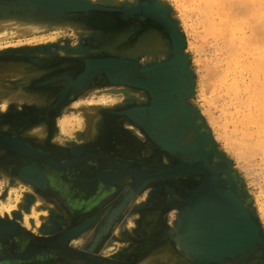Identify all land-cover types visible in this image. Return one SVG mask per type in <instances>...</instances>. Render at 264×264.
I'll use <instances>...</instances> for the list:
<instances>
[{
    "label": "rangeland",
    "instance_id": "obj_1",
    "mask_svg": "<svg viewBox=\"0 0 264 264\" xmlns=\"http://www.w3.org/2000/svg\"><path fill=\"white\" fill-rule=\"evenodd\" d=\"M87 1L115 11L40 17L31 15L32 10L28 8L19 15L0 13V35H5L0 41V129L38 140L34 144L49 153L54 150L47 142L51 139L52 144L61 148L63 166L55 168L58 171L65 166H83L80 157H88L85 161L93 164L94 177L103 172H122L114 196L99 207L89 210L84 205L80 209L88 216L104 207L105 223L98 225L99 231H96L98 237L105 238L104 245L98 248L90 242L91 237L87 244L86 237L91 232L69 245L75 250L88 251L94 259L100 258L108 264H167L157 253L169 245L175 252L185 254L175 264H197L198 261L192 260L176 244L174 231L189 195L203 183L210 182L211 177L194 173L178 179L175 185L164 181L137 185V178L128 173L131 166H137L132 169L140 171H156L178 162L162 151L168 149L160 146L148 132L147 135L138 117L129 112L148 107L152 93L140 86L117 83L105 74L87 71L89 62L97 58L130 60L139 69L160 64L173 58L176 41L192 77L191 92L182 100L177 99L178 103L186 104L202 117V121L193 123H199V127L204 123L207 127L206 132L203 129L204 134L210 135L208 139L214 143V152L223 155L224 168L229 169L217 174V179L226 181L229 178L240 191L256 217L264 239V146L261 141L257 142L255 125L251 126L245 119L248 95L243 91L244 95L237 94L234 86L237 80L241 88L249 86L253 77L250 72L252 57L247 52L248 57L243 52L245 47L236 41L239 34L233 35L237 38L234 37V41L231 34L215 30L214 21L211 27V17L215 15H204L207 10L205 12L204 4L198 0ZM143 4L156 5L154 12L143 8ZM238 13L233 17L237 21L243 15ZM247 18L240 21L245 22ZM21 24L36 25L42 30L16 36V25ZM233 42L235 47L239 45L235 48ZM177 77L184 80V86H189L186 77ZM189 113L190 119L197 116L193 111ZM175 115V112L169 113L168 118L171 120ZM104 118L119 124V134L124 139L115 156L107 149L100 151L92 142L98 137V128L102 125L99 122ZM62 123L66 125L61 127ZM93 128L94 133L90 132ZM105 134L100 138L105 148H109L112 135L106 139ZM142 150L147 151L148 157L141 155ZM1 155L2 152L0 159ZM197 160L194 157L192 163ZM42 176L46 187V179ZM113 177L104 176V180ZM27 185L19 174H5L0 163V203L14 207L9 214L0 212V220L23 224L24 216L40 213L28 221L30 229L38 224L34 229L38 235H56L67 229L70 223L63 215L65 207L52 196L49 199L38 196L36 191L43 193L45 188ZM105 190L108 191L107 187ZM98 192L97 189L89 194L91 200L106 193ZM16 198L19 199L17 202ZM114 204L119 206L118 209H112ZM97 219L98 216L93 215L89 223ZM166 232L167 236L164 235ZM87 245L89 249L84 248Z\"/></svg>",
    "mask_w": 264,
    "mask_h": 264
},
{
    "label": "bare ground",
    "instance_id": "obj_2",
    "mask_svg": "<svg viewBox=\"0 0 264 264\" xmlns=\"http://www.w3.org/2000/svg\"><path fill=\"white\" fill-rule=\"evenodd\" d=\"M198 1L204 4L202 7L204 8L205 12L207 10L206 14L204 13V15L208 14V17H210L211 15H213L212 13H214L215 16L211 17L213 19L211 27L215 24L213 28H216L217 26L215 30L218 29L217 31H219L220 33H224L225 35L231 34L233 36L235 34H239L238 40L236 41H240L242 43L241 45L245 47V51L243 50V52H245L246 54L247 52H249L251 54L250 57H252V63L250 62V72L253 74L251 84L249 86L246 85L247 87L242 86L243 88H241L237 80L234 82V86L235 90L237 91V94L242 93L243 91V93L246 92V94L248 95V98L244 96L246 98L245 101L248 103L247 104L244 102L246 105H248L247 115L244 116L246 121L249 124H252L251 126L255 125L254 127L256 128L257 134L256 138L258 137L257 139H259L257 142L261 141L260 144L264 146V138H262L264 137V0ZM30 3L35 4L34 2ZM203 8H201V11ZM231 10H233L234 12H239L238 14L241 13L244 15H242V18L241 16H237L240 20H242L243 17L245 18L246 16H248L247 20L245 19V22L235 20L234 18L236 17L235 15L237 12H235V15L232 16L234 12H232ZM229 12H232L233 14L231 13L230 15ZM205 17L207 18V16ZM30 26L24 24L16 25V36L29 35L33 32H38L42 30V27L36 25H32V27ZM246 31H248V33ZM3 36L5 35H0V41ZM234 37L235 36L232 37V40L237 39L236 37ZM232 40L229 41L230 44ZM232 46L235 47V44ZM235 50L236 49H234V51ZM235 52H237V50ZM248 54L247 56L249 57ZM154 80L156 82L157 87H163L165 89V98L161 102L162 107L160 106L161 108L158 110V113L160 115V117L157 118L158 120L156 119V122L149 125L147 128L146 126L144 128H146L145 131H148L149 133L150 129H155V127H157L161 132V141L163 142L164 140L163 143L159 142V145L161 144L163 147H165L166 143V146L169 148L166 149L170 151H177L178 149H180L178 140L181 139L183 135L187 133H192L191 137L195 139L200 135L199 131L204 134L203 128L197 126L194 127L195 123L193 122L200 121L198 120V116H195V118L190 119V113L188 111H185L184 107L180 105V103H178L177 99H179V96L176 94L179 91H182V88L185 85L184 80L182 78L180 79L179 77L174 76L172 70V72L170 73H162V75L154 77ZM243 93L242 95L245 94ZM173 112H175L176 115L170 120L168 118V113L172 114ZM138 119L142 124L140 117H138ZM63 123L61 127H64L66 125ZM100 128L101 127H99L98 130ZM90 132L94 133V128L91 129ZM254 132L252 133L255 135ZM111 135L112 134L110 131H106V139H109ZM154 140L157 142L155 138ZM76 153L77 151H75V154ZM198 171L200 170H196V173H198ZM131 174H133V176L137 178V185H139L140 187L144 186L147 182L151 180L160 179L162 177L160 175L154 177L147 176L143 171L136 169H132ZM216 175L217 174H215L214 176H203L216 178ZM205 181L206 180L202 182ZM221 181H223L224 183L226 182L225 184H228L226 185L227 187L213 189V191L209 189L203 190V188L211 184L210 182H205L202 186L198 188L199 190L202 189V195H200V193H195V196L194 194H190L191 196L189 195L190 197H188L187 199L183 214L180 220L177 222L174 231V233H176V244H178L182 248V250L187 254V256L202 264H227V262L225 261L229 257H233L241 252L245 253V251L247 249H250L251 246L263 248L262 250H264V239L262 238L260 226L256 217L250 211L249 207L246 205L238 189L231 183V180L229 178H227L226 181L213 180V184H218ZM10 191L13 192L12 190ZM230 191H232L231 198L225 199V197H228L227 194ZM11 192L9 193L11 194ZM28 193L32 195L31 191H29ZM33 198H35V196ZM18 200L19 199L16 198L15 202H17ZM13 208L14 207H11L10 205L5 206L3 203H0L1 213L5 212L6 214H9L11 211L14 210ZM36 214H39L40 216V213ZM36 214H31V216L29 217L27 215H23V223L26 225V227L30 226L28 225V221L30 218L35 219L37 217ZM8 217H10V215ZM158 252L159 253H157V256L162 261L170 262L171 264H175L179 261L177 259V256L172 253L169 245L165 246L164 249L162 248V250ZM248 254L249 253H247L243 257L247 256ZM243 257L241 256L240 258Z\"/></svg>",
    "mask_w": 264,
    "mask_h": 264
},
{
    "label": "flooded vegetation",
    "instance_id": "obj_3",
    "mask_svg": "<svg viewBox=\"0 0 264 264\" xmlns=\"http://www.w3.org/2000/svg\"><path fill=\"white\" fill-rule=\"evenodd\" d=\"M173 72L175 73V71ZM100 123L102 125L99 135L97 138H93L92 142L99 148L100 151H106L107 149L111 152V155L115 156V153L120 152V143H122V140H124L119 134V124L114 123V121H111V119L108 118L102 119L99 124ZM196 126L199 127V123L194 124V127ZM106 131H111L112 134V138L109 140V148H105L103 142L102 144H99V146L96 145V142L100 141L99 139H101L100 135H103V133ZM199 134L200 135L195 139L191 137L192 133L183 135V137L178 140L180 149L177 151L162 150L166 152L167 155L177 159V165L168 166L156 171H147L141 169L147 176H162L159 180L154 179L147 183L164 181L167 184L175 185L178 179H183L186 176H192L194 173L198 175L211 176L223 173L225 170L223 172L213 171L216 163H218L217 165L220 167H225V164L222 163V161H219V159H217L214 155L212 144L210 143L208 137L200 131ZM15 142L19 143V145L15 146ZM36 142H38V140H31L28 137H21L20 135L6 133L0 129V151L2 152L0 163L3 165L4 173L10 174L11 176H16L20 170L27 167L40 170V172H42L44 175L47 184L45 187V182L42 180L41 188H45L42 194L47 199L52 196L51 198H53V200H57V202L61 203L65 207L66 210L63 215L66 216L70 225L67 229L59 234L40 236L36 233L28 231L31 229L34 231V229H36V225L34 228L30 229L27 228L24 223L22 225L16 223L13 229L10 230L8 222L11 220L6 219L5 221L7 222L0 220V264H108L106 261L100 258L94 259L88 251L84 252L82 250L73 249L74 247L69 244H71L72 241L79 239L80 236L87 235L88 232H91L86 237L87 244L88 238L91 237L90 242H94V245L96 244L98 248H101L104 245L105 238L98 237V234H96V231H99L97 226L105 223L106 216L104 215L105 213L102 212L104 207H102L99 212L88 214V216L80 209H83L84 205L87 206L88 209L90 207L91 209L94 207H99V205H101L108 198L114 196L116 192V183H118L119 178L122 176V172H103L97 177H94L91 170V166L93 164L85 161V159H88V157H80V160L84 161V163H82L83 166H65L63 167L62 171H58L55 168H58L61 164H63L60 162L62 159V153L60 150L61 148H58L57 144H52L51 139L47 140L50 146L54 149L49 153L41 149L40 146L35 145L34 143ZM197 144L199 149L196 148ZM86 147H88V145ZM165 148H168L166 143ZM25 149L32 150L34 155H28ZM141 155L144 157L147 156V151L142 150ZM194 157H196L198 160L193 164L192 159ZM154 158L156 159L157 157L155 156ZM133 167L137 166H131L128 171L129 174H131L130 170ZM196 170L200 171L196 173ZM108 175L114 176L116 178L113 177V179L105 181L104 176ZM215 177L217 178V175ZM216 178L212 177V180L210 181L211 184L203 188V190L209 189L213 191V189L227 187L226 185L228 184H225L226 182L224 183L223 181L219 182L218 184H213V180L220 181ZM131 182L130 185H133ZM96 184L99 185L100 189ZM54 185L59 187L57 188V186ZM106 187L108 189L107 192L105 190ZM96 188L99 190V194H102L103 191L106 193H103V195L98 197H94L92 201L89 194L96 192ZM54 189H56L57 193H55ZM201 191L202 189H196L191 193V195L194 194L195 196L197 193L202 195ZM231 193L232 191L227 194L228 197H225V199L231 198ZM130 194L131 192L128 193V196ZM118 207V205H115L112 209H118ZM93 215H97L98 219L96 222L89 223ZM93 219H95V217ZM93 227L95 229L92 231ZM167 233L168 232H166L164 235L167 236ZM173 245L174 248H176L175 244ZM85 247H87L86 249H89L88 245L84 246V248ZM262 249L263 248L251 246V248L247 249L245 253L241 252L233 257H229L225 262H227V264H264V250ZM94 251L96 252V250ZM171 251L179 259H183L185 257V254L182 251L178 252L176 250L175 252L173 248H171ZM247 253L249 254L243 257ZM241 256L243 258H240ZM167 264L169 263L167 262ZM197 264L202 263L197 262Z\"/></svg>",
    "mask_w": 264,
    "mask_h": 264
},
{
    "label": "water",
    "instance_id": "obj_4",
    "mask_svg": "<svg viewBox=\"0 0 264 264\" xmlns=\"http://www.w3.org/2000/svg\"><path fill=\"white\" fill-rule=\"evenodd\" d=\"M34 2L35 4H31ZM148 8L150 11L154 12L156 5L152 4L150 7L146 4L143 5V8ZM28 8L29 11L32 10L31 15L34 17L40 16H53L58 13H67V14H77V13H100V12H112L115 11L114 8L107 7L103 4H94L87 0H0V13L8 14L14 13V15L24 14L25 9ZM186 59L182 57L180 46L178 41H176L173 50V58L162 62L157 65L139 69L130 60H119L116 58H97L90 61V66L87 71L92 72L93 74H105V76L112 80L114 78L117 83H124L129 85H136L146 90L152 92V100L148 107L143 109H132L129 112L140 117L142 121L141 128L146 126V128L156 122L160 117L159 109L162 107L161 102L164 100V88L157 87L154 77L162 75V73H170L175 71L174 76H184L190 82L189 86H184L182 91H179L177 95L182 100L190 92L192 88V77L189 71L186 68ZM186 81V80H185ZM163 92V93H162ZM161 106V107H160ZM185 111H193L198 116V120L202 121L199 113L194 109L183 104ZM138 112V114L136 113ZM169 114V113H168ZM167 118V117H166ZM135 119V118H134ZM157 119V120H156ZM139 125V124H138ZM205 132L207 127L202 123L200 125ZM145 131V130H144ZM148 132V131H147ZM146 132V134H147ZM149 134L155 138L159 144L161 141V132L157 127L155 129H150ZM209 134V133H208ZM148 135V134H147ZM210 138V135H208ZM164 142V140H163ZM162 142V143H163ZM201 142V141H200ZM213 149V142L210 141ZM16 144V145H15ZM15 146L19 143L15 142ZM160 146H162L160 144ZM196 148L199 149L198 144ZM28 155L33 156L34 153L32 150L25 149ZM214 155L217 159L222 161L225 164L224 157L220 153L214 152ZM215 164L213 171L223 172L228 171L224 167L216 166ZM19 178L31 185L32 188H40L42 186V180L44 179L41 172L36 168H24L20 171ZM235 186V185H234ZM236 187V186H235ZM15 224H10L9 229L12 230Z\"/></svg>",
    "mask_w": 264,
    "mask_h": 264
},
{
    "label": "crops",
    "instance_id": "obj_5",
    "mask_svg": "<svg viewBox=\"0 0 264 264\" xmlns=\"http://www.w3.org/2000/svg\"><path fill=\"white\" fill-rule=\"evenodd\" d=\"M98 134H99V132H97ZM100 141H98V146H99V144H102V140L101 139H99ZM103 147V146H102ZM1 152V151H0ZM21 171V170H20ZM18 174H20V172L18 173ZM9 181V180H8ZM17 182V181H16ZM21 184H23V183H21ZM23 185H26V184H23ZM27 186H29V185H27ZM31 187V186H30ZM40 196H42V197H44V198H46L42 193H40V192H38V191H36ZM47 199V198H46ZM5 221V220H4ZM7 222V221H6ZM16 224V223H19V222H8V224L10 225V224ZM19 224H21V223H19ZM22 225V224H21ZM25 229V228H24ZM27 230V229H26ZM28 231H31V232H33V233H36V231L34 230V231H32V230H28ZM37 234V233H36ZM38 235V234H37ZM178 259V258H177ZM178 260H180V259H178Z\"/></svg>",
    "mask_w": 264,
    "mask_h": 264
}]
</instances>
